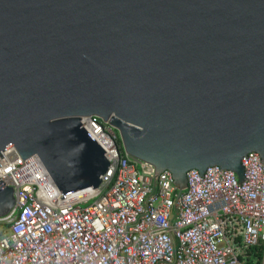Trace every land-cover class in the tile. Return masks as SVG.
Instances as JSON below:
<instances>
[{"label":"water","instance_id":"1","mask_svg":"<svg viewBox=\"0 0 264 264\" xmlns=\"http://www.w3.org/2000/svg\"><path fill=\"white\" fill-rule=\"evenodd\" d=\"M90 117L182 193L214 167L241 188L244 158L264 169V0H0V152L38 158L63 199L98 189ZM15 207L0 180V218Z\"/></svg>","mask_w":264,"mask_h":264},{"label":"built area","instance_id":"2","mask_svg":"<svg viewBox=\"0 0 264 264\" xmlns=\"http://www.w3.org/2000/svg\"><path fill=\"white\" fill-rule=\"evenodd\" d=\"M81 124L110 163L83 198L80 191L63 199L38 158L24 161L13 147L0 152V180L16 197L0 218V264H264L259 154L243 159L249 182L241 188L234 172L214 167L204 177L190 171L182 193L172 173L158 176L127 155L109 123ZM255 249L261 257L250 261Z\"/></svg>","mask_w":264,"mask_h":264},{"label":"trees","instance_id":"3","mask_svg":"<svg viewBox=\"0 0 264 264\" xmlns=\"http://www.w3.org/2000/svg\"><path fill=\"white\" fill-rule=\"evenodd\" d=\"M261 257V252H260V250L258 249H255V250H253V257L251 258V260L250 261H253V260H257V259H259Z\"/></svg>","mask_w":264,"mask_h":264},{"label":"bare ground","instance_id":"4","mask_svg":"<svg viewBox=\"0 0 264 264\" xmlns=\"http://www.w3.org/2000/svg\"><path fill=\"white\" fill-rule=\"evenodd\" d=\"M94 194V192H91V195H93ZM87 195H89V192H87V191H83V192H81L80 194H79V197H85V196H87ZM79 200H84V199H79Z\"/></svg>","mask_w":264,"mask_h":264}]
</instances>
